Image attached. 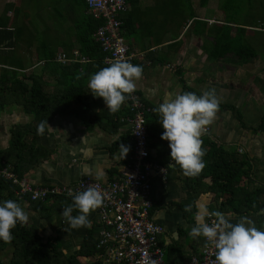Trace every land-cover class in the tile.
Masks as SVG:
<instances>
[{
	"label": "crops",
	"instance_id": "crops-1",
	"mask_svg": "<svg viewBox=\"0 0 264 264\" xmlns=\"http://www.w3.org/2000/svg\"><path fill=\"white\" fill-rule=\"evenodd\" d=\"M46 1L50 3L46 6L47 13L45 9L33 5L31 0L26 19L21 16V26L25 33L15 54L21 61L27 58L31 51L39 48L38 26L46 20L51 21V24L46 26L45 35H54L55 40H58L57 54L73 47L77 50L74 24L81 17L78 1ZM134 1L136 6H131L124 18L128 20L129 26L135 23V31H132L126 40L131 51L139 57L137 65L143 68L142 78L137 81V94L153 111L166 93L194 92L201 95L215 89L220 100L219 111L213 122L205 127L209 130L203 131L201 140L204 144L205 140L210 139L219 149L235 155L238 163L246 162L249 175L242 180L239 187L244 189L242 195L245 200L248 195L249 200H259L260 197L256 193L264 190V86L260 85H264V82L260 83V80H264L263 58L259 60L256 56L248 62H243L239 56L242 42H237L241 35L235 30L232 31L233 40H230L233 42L231 51H226L229 37L225 22L210 21L201 16L202 18L195 17L197 22L192 23L195 19L193 18L187 25L180 23L175 29L176 20L173 18L180 14L181 9L173 10V14H168L167 17L162 13L156 16L148 9L162 6L161 3L147 4L150 7L146 6L145 10V0ZM2 13L0 12V17ZM164 17L167 18L166 21L162 19ZM57 19L64 21V27L61 31L51 33V26ZM9 28L13 26L9 25ZM173 33L176 34L172 35ZM44 49L47 51L45 53L52 50L48 46ZM36 63L37 55L34 51L30 65ZM84 106L93 111L90 116L91 123L83 121L77 115L65 113L56 114L48 122L50 127L47 126V132L36 139L37 159L27 165L29 169L24 176L25 181L33 186L46 188L77 187L85 180L92 179L106 187L121 178L132 158L134 142L130 127L120 124L121 122L116 123L115 120H108L110 111L102 98L92 97ZM114 114L116 115V112ZM127 115L121 114L118 117ZM101 117L106 119L99 120ZM149 117L148 122H158L152 123L148 129L152 132L149 139L151 155L154 163L158 164L159 149L167 141H161L156 136L160 131H164L159 124L158 114L153 111ZM0 118V149L9 147L14 127L28 124L33 119L17 105L0 111ZM120 144L130 148L126 158L120 153ZM83 148L91 149L87 156L81 151ZM85 166L93 170V175L82 174ZM97 171L103 173L100 180L95 179ZM152 176V217L165 229L159 242L165 251L167 264H190L193 257L202 254L204 238H193L189 234L195 223L197 203L208 206L210 211L225 214L233 223L242 216H248L257 227H264V210L244 212L249 202H243L240 198H236V204L241 205V213L235 212L231 207L222 210V198L210 191V178L195 184L184 175L180 167H171L167 183L160 179L157 172H153ZM62 198L67 200H61ZM62 198L50 199L36 208L26 203L23 208L31 213L30 222L17 225H24L27 229L37 228L43 241L56 245L67 259L72 257L73 264H107V246L100 245L102 226L99 208L89 215L90 226L72 229L62 212L63 208L72 204L73 197ZM189 208L191 211L187 210ZM77 214L78 212H73V215ZM94 246L96 251L91 250ZM12 257L13 251L10 248L1 254L5 264H8Z\"/></svg>",
	"mask_w": 264,
	"mask_h": 264
},
{
	"label": "trees",
	"instance_id": "trees-1",
	"mask_svg": "<svg viewBox=\"0 0 264 264\" xmlns=\"http://www.w3.org/2000/svg\"><path fill=\"white\" fill-rule=\"evenodd\" d=\"M22 1V0H21ZM78 6L81 9V17L75 26V38L77 43V50L69 48L67 50L59 51L57 49L51 50L41 60L34 65L23 66V60L16 58V50L20 44L21 38L25 33V29L19 25V20L22 21L28 15L27 7H24L25 0L21 7L14 5V3H7L3 13L0 17V111H3L8 106L17 105L21 107L26 114L33 117L32 121L25 125L16 126L12 129V138L7 149H0V172L4 169H9L14 172L20 180H24L29 167L27 166L33 159H37L36 153V139L42 137L47 132V126L43 135L37 133L38 125L42 121L53 119L58 113L77 115L83 121L90 122L92 110L89 107L85 108V103H89L91 98V90L88 88L89 77L99 71L101 68L107 67L104 63V54L101 46L95 41L94 35L96 31L103 25L102 21L95 20L87 13V5L84 0H77ZM178 1L172 0L171 7L173 10H180L183 6ZM130 7L136 6L134 0H129ZM9 14H12L10 16ZM10 16V17H9ZM124 23L125 38H128L132 31H135V23L131 26L128 24L126 17H122ZM9 25L13 28H9ZM237 24L229 21L227 23L229 41L225 46L226 51H231L233 46L232 31H237V34H245L246 30L234 26ZM242 40L244 37L241 35ZM236 40V39H235ZM237 42H240L238 39ZM236 43V42H235ZM240 51V58L243 62L250 61L251 58L257 56L256 51L245 41H242ZM240 45V46H241ZM78 53L87 57L90 61L87 64H80L73 60L74 54ZM61 54H66L71 59L68 64H62L57 61ZM243 54V56H242ZM42 66L40 67V64ZM138 62L135 61L134 65ZM34 66V67H33ZM128 99L122 105V109L116 112V115L109 112L108 120L117 123L121 122V114H129ZM86 109V110H85ZM120 113V114H118ZM147 116V121H149ZM106 119L105 117L99 120ZM91 123V122H90ZM152 123L148 122V129L151 128ZM123 124V123H120ZM149 130V135H150ZM152 133V132H151ZM163 131L156 134L161 141ZM160 148V147H159ZM203 148L206 150L204 157L205 168L195 177H187L195 184L201 183L204 179L210 178L212 185L210 191L215 192L223 202L221 209L231 207L235 212L241 213V205L236 204V198L241 201L249 202L248 208L244 212L262 211L264 210V190L260 191L258 198L249 200V195L245 200L242 193L243 188H240L242 180L249 175L246 169V162L238 163L235 155L227 153L219 149L217 145L210 139L204 141ZM36 156V157H35ZM157 160L158 164L167 168L168 172L171 167L170 148L168 142L159 149ZM150 160L154 163L151 155ZM36 161V160H34ZM33 163V162H32ZM179 168V166H175ZM17 188L13 183L0 177V201L11 199L18 202L22 207L29 204L36 208L44 202H32L30 197L20 199L16 195ZM62 198V197H59ZM67 200L62 198L61 200ZM73 201V198L72 200ZM261 204V205H260ZM97 245V244H96ZM10 248L13 251V257L8 264H73V258L67 259L59 251V248L50 243H45L37 228L27 229L24 225H17L12 232V239L8 242L0 241V264H5L2 261L1 254ZM94 248V249H92ZM91 250L96 251V247ZM69 260V262H68Z\"/></svg>",
	"mask_w": 264,
	"mask_h": 264
},
{
	"label": "clouds",
	"instance_id": "clouds-1",
	"mask_svg": "<svg viewBox=\"0 0 264 264\" xmlns=\"http://www.w3.org/2000/svg\"><path fill=\"white\" fill-rule=\"evenodd\" d=\"M125 14L121 16V20ZM138 59L139 57L135 61ZM142 74V66L134 65L130 61L116 60L92 74L88 88L92 96L102 98L107 109L115 113L120 110L128 96L136 92L137 81L142 78ZM219 106L220 100L215 89L201 95L194 92L165 94L162 102L153 111L158 114L159 124L164 129L161 139L167 141L170 148L171 163L168 167L179 166L188 177L198 176L202 172L206 166V150L203 148L201 136L204 128L215 119ZM46 126L50 127L48 120L42 121L38 125L37 133L43 135ZM81 151L87 156L91 149L83 148ZM129 151L128 146L120 144V153L124 158ZM82 174L91 176L93 170L85 166ZM102 176V172L95 173L97 180ZM103 202V194L94 184H89L84 191L73 196L72 204L63 208L62 216L72 229L88 227L91 223L89 215L100 208ZM195 207V223L189 234L193 238L203 237L205 245L214 248V264H264V227H257L248 216H242L233 223L225 214L210 211L206 205L197 203ZM187 210L191 211V208ZM74 211L78 214L73 215ZM30 216L31 213L18 202L11 199L0 201V241H10L13 229L18 223H29Z\"/></svg>",
	"mask_w": 264,
	"mask_h": 264
},
{
	"label": "built area",
	"instance_id": "built-area-1",
	"mask_svg": "<svg viewBox=\"0 0 264 264\" xmlns=\"http://www.w3.org/2000/svg\"><path fill=\"white\" fill-rule=\"evenodd\" d=\"M87 13L103 25L96 31L95 41L101 46L104 63L109 66L116 60L134 64L137 55L133 53L123 36L121 16L129 8V0H84ZM72 58L61 54L57 61L68 64ZM74 61L89 62L78 53ZM129 114L120 118L121 123L130 127L134 142L132 158L121 178L106 187L100 182L88 179L77 187H37L31 185L9 169L0 172V177L19 188L16 195L20 199L29 196L32 202H45L57 197H73L94 184L104 196L99 208L101 224V246H107V264H167L165 251L160 245L164 227L152 217L154 208L152 173L168 182V170L150 160L149 130L147 116L153 114L136 93L129 95ZM209 129L204 128V132ZM210 222V221H209ZM215 250L204 246L201 256L193 257L190 264H214Z\"/></svg>",
	"mask_w": 264,
	"mask_h": 264
},
{
	"label": "rangeland",
	"instance_id": "rangeland-1",
	"mask_svg": "<svg viewBox=\"0 0 264 264\" xmlns=\"http://www.w3.org/2000/svg\"><path fill=\"white\" fill-rule=\"evenodd\" d=\"M161 3L162 6H158L151 11L153 15H160L161 13L168 16V14H173V9L171 7L172 0H145L143 1L144 6L143 9H147V4L151 3ZM182 3L184 6L181 7V12L177 15L175 23V29L179 27L180 23H184L187 25L193 18H204L206 20H218L221 22H225L226 24L229 21L236 23V26L242 27V29L246 30V33L241 34L244 37V40L239 37L240 42L247 41V44L252 46L257 53V57L259 60H264V0H183L178 1ZM7 3H14V5L21 7L23 0H0V12H3ZM28 4H31V0H25L24 7L30 8ZM33 5L36 4L38 7L46 10L48 12L46 0H33ZM147 6V7H146ZM50 14V13H49ZM12 16V14L10 15ZM53 16V14H51ZM202 16V17H201ZM162 18L165 21L167 18ZM46 18V16H45ZM198 19H194L193 22H197ZM23 21L19 20V25ZM64 21L61 19H57L55 23L51 26V33L54 31H61L64 26H62ZM51 24V21L46 20V22H40L38 26V39L37 44L40 46L38 49L31 51L32 53L23 59V66H30L32 54L36 51L37 62H44L41 59L47 55V52L44 47L48 46L50 49H57L58 40H55L54 35L51 36L45 35V29L47 25ZM196 24V23H195ZM212 24V23H211ZM248 28H251L250 31H247ZM248 33L250 36L248 37ZM176 33H173L174 35ZM247 36V37H246ZM42 63L40 64V67ZM264 67V62H263ZM264 80H260V83H263ZM261 86H264L260 84ZM69 114V113H68ZM73 116V114H70ZM1 120V118H0ZM81 261H85L81 259Z\"/></svg>",
	"mask_w": 264,
	"mask_h": 264
}]
</instances>
